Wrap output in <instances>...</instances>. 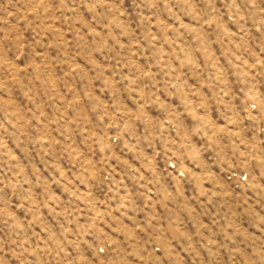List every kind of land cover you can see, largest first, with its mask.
<instances>
[{
    "label": "rangeland",
    "instance_id": "374dc122",
    "mask_svg": "<svg viewBox=\"0 0 264 264\" xmlns=\"http://www.w3.org/2000/svg\"><path fill=\"white\" fill-rule=\"evenodd\" d=\"M0 264H264V0H0Z\"/></svg>",
    "mask_w": 264,
    "mask_h": 264
}]
</instances>
